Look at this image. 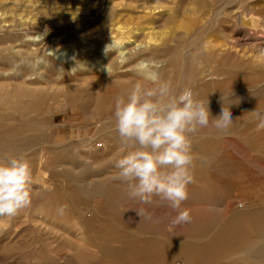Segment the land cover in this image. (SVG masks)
Segmentation results:
<instances>
[{
  "label": "rangeland",
  "instance_id": "obj_1",
  "mask_svg": "<svg viewBox=\"0 0 264 264\" xmlns=\"http://www.w3.org/2000/svg\"><path fill=\"white\" fill-rule=\"evenodd\" d=\"M243 11L259 15V29L241 26ZM117 20V37L130 43L127 64L117 63L113 45L110 57L99 52ZM33 42L67 57L51 58L48 81L29 60L26 83L5 96L18 109L7 123L16 138L38 137L45 150L0 152L25 157L34 180L31 205L0 217V264H264V135L252 113H264L254 61L264 51V0H0V47ZM144 59H159L173 92L190 88L212 118L230 107L227 133L210 117L190 134L194 180L181 208L191 223L173 225L177 210L167 202L140 204L113 179L122 149L115 98L142 79L135 69ZM227 98L232 103L222 104ZM141 210L151 219H141Z\"/></svg>",
  "mask_w": 264,
  "mask_h": 264
},
{
  "label": "clouds",
  "instance_id": "obj_2",
  "mask_svg": "<svg viewBox=\"0 0 264 264\" xmlns=\"http://www.w3.org/2000/svg\"><path fill=\"white\" fill-rule=\"evenodd\" d=\"M112 44L106 46V53ZM159 68V64H138L135 70L142 79L115 98V130L122 149L114 161L118 172L113 179L126 185L129 198L140 204L152 205L154 197L167 202L177 210L171 223L181 225L192 221L190 210L181 208L194 180L189 137L209 126L211 114L208 103L197 99L190 88L175 94L171 82L161 78ZM252 113L256 131L264 130V113ZM233 122L230 107L224 106L219 117L211 120L222 133H227ZM33 183L25 157H0V217H14L31 205ZM65 207L57 209L60 215ZM137 212L141 219H151L150 213Z\"/></svg>",
  "mask_w": 264,
  "mask_h": 264
},
{
  "label": "bare ground",
  "instance_id": "obj_3",
  "mask_svg": "<svg viewBox=\"0 0 264 264\" xmlns=\"http://www.w3.org/2000/svg\"><path fill=\"white\" fill-rule=\"evenodd\" d=\"M255 2H256V0H255ZM257 3H259V2H257ZM257 3H253V5L254 4H257ZM35 8H37V5H36ZM226 8H227V6H226ZM221 10L223 11V9H221ZM225 10L226 9H224V11ZM232 11H233V9H232ZM229 12H230V8H229ZM229 12H227V14H229ZM139 18L142 19L141 21L149 22V19L146 18L145 16L139 17ZM260 23H261L260 22V17L257 14H253V13L248 12V11H246V12L243 11L240 14V24L243 27H246V28L249 27V29L252 28L253 31H254V29L256 30V29H259L260 28ZM122 29H123V26L120 23V20H117L106 31V34H107L106 35L107 42L108 43H112V41H113V44L112 45H113V47L115 46V49L113 51H111V52L116 53L115 59H116L117 63H119V64L120 63L121 64L122 63L125 64L126 63V60H128L130 58V48H129L130 45L128 46V44H126V42H128V41L127 40L126 41H123V38L117 37V33L119 31H122ZM141 29H143V28H140V30ZM103 31H105V30H103ZM127 38H129V36ZM5 43H7V42H5ZM9 44H10V42H9ZM103 44H105V43H103ZM107 45H109V44H107ZM142 46H143L142 43H139V42L135 43V47L136 48H141ZM52 47H53V44H50V43H47V42H45V43L44 42L43 43L40 42V44H38L36 42L35 43L33 42V44L30 47L29 46L28 47H26V46H14V45L13 46H10V47L6 46L4 48H1L0 47V152L10 153V154H19V153L20 154H26L28 152H32L36 148L37 149H40L41 151H44L45 150L44 149L45 147L43 145L40 146L39 148L36 147L37 146L36 144L38 143V140H37L38 137H33L31 139H24V138L23 139L22 138L20 139V138H16L18 132L14 128L8 126V124H7L9 122H16L17 119H18V118H16V115L14 114L18 110V109H15L16 107H15V103L14 102H15L16 99L13 102L14 104H10V103H8V100L5 98V96H7V95L9 96L10 95V90L12 88H14L15 85H18V87L20 86V89H21V85L24 84V83H26V76L29 75V74H31V73H30V70H29L30 68L29 69H25V67H27V66L24 67V65H26L25 63L28 62L29 60H33V65H35V64H36V66L38 65V69H41L40 72L42 73V76L44 77V80L45 81H48L55 74V69H53V65L54 64L51 62L54 58L52 60H51V58L52 57H55L57 59L64 58L66 56V52L67 51H64L65 54H63V51L62 50L55 49V48H52ZM91 48H93V47H91ZM105 48L106 47L100 46V51L99 52L101 53L102 56L105 55V57L106 56L107 57H110L113 53L106 54V52H104ZM46 50H49L50 51L49 54L46 53L47 52ZM143 54H145V53H143ZM50 55H52V56H50ZM95 58L96 57H94V59ZM95 60H97V59H95ZM158 60L153 59V60H150V61L149 60L148 61H145V59H144V60L138 61L136 63V66L138 64H140L141 62H147V63L152 64V65L159 64L160 65L159 72H160V71L164 70V66H163V64H161L162 62L160 63V61H158ZM254 61L257 63V66H259V70L258 71H260L262 69L260 72H258L259 73L260 87L257 89V94L259 96L260 95L262 96V95H264V51H263L262 48L261 49L259 48L258 53L255 55V60ZM51 63L53 65H51ZM73 66H75V65H73ZM99 66L102 69L107 68V65H105L104 63L99 64ZM213 67H215V66H213ZM61 68H62V66H61ZM207 69H206V71H207ZM57 70H60V69H57ZM6 75H7V77H6ZM1 77H3L5 80L3 78H1ZM9 78H12V79L9 80ZM203 78H205V74H203ZM1 79H3V81H1ZM13 80H15V81H13ZM205 90L207 91L206 88H205ZM13 94L15 95L16 93L13 92ZM231 101H232V98H227V99H225L222 102V104H228ZM17 107H18V105H17ZM11 109L14 112L13 111L11 112ZM23 109L25 111V108H23ZM23 109H22V111H23ZM259 109H260V111L262 109H264V99L263 100L260 99V101H259ZM20 111H21V109H20ZM27 112L29 113L30 110L27 111ZM26 116H27V114H26ZM31 117H33V116H31ZM28 118H30V115H29ZM22 119L24 120V118H22ZM31 121H32V119H31ZM257 133L264 135V130L259 131V132L257 131ZM5 137H15L16 139L11 140V141H7V140H5ZM42 155H43V153H42ZM39 176H40V174H39ZM37 179H38V175H37ZM216 239H217V237L215 236L213 238V240L214 241H217Z\"/></svg>",
  "mask_w": 264,
  "mask_h": 264
}]
</instances>
